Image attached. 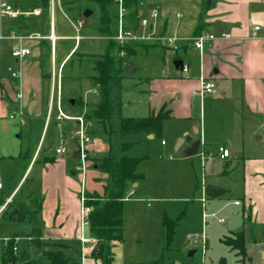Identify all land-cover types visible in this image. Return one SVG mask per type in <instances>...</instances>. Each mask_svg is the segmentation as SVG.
<instances>
[{
  "label": "crops",
  "instance_id": "obj_1",
  "mask_svg": "<svg viewBox=\"0 0 264 264\" xmlns=\"http://www.w3.org/2000/svg\"><path fill=\"white\" fill-rule=\"evenodd\" d=\"M79 1L70 0L65 8L62 0H56L53 8H49L47 3V10L44 11L41 5L40 15L27 18L0 17V34L5 36L0 42V207L11 197L7 203L8 214H4V210L8 208L6 204L4 208H0V217L8 215L6 218L11 217L9 220L15 221L14 213L10 215L13 210L11 205L19 204L24 217L21 218L22 220L15 221L16 230L12 235L15 236L16 243L20 235L26 238L32 236L36 226L32 219L39 214L43 220L41 241L47 244H63L68 253L81 249L82 243L79 239L81 234L95 239L90 235L88 223L81 227L82 182L80 175L75 171L78 154L74 137L77 124L74 117L86 115L89 111L87 109L97 107L100 98L94 106H89L88 102L75 98L68 99L69 103H66L65 99L68 96H65L62 85L66 65L74 58L75 61L73 59L72 62L77 68L72 73L75 76H81L78 67L86 59L92 70L85 73L92 79L90 77L93 71L92 61L105 52L109 42H114L121 47L119 54L125 57L122 58L123 66H127V71L128 65L132 68L130 71L134 70V65L129 62L131 57H140L143 50H146L148 55L154 46L171 48L156 39L128 41V44H133L134 50L130 54V59H126L129 54L125 56L126 52L124 55L120 53L121 50L125 51L124 45L122 46L116 39L109 38L110 35L116 34L120 27L119 5L113 0L112 3L117 5L118 12L116 31L102 32L100 18L96 32L84 34L82 29L85 22L79 18L82 14ZM95 1L98 3L97 0ZM143 1H146L144 4L151 10L146 11L145 6L140 8L138 0L131 8L125 5L122 18L125 28L132 30L136 35L154 32L157 35L176 36L180 46L177 50L172 48L173 54L169 57L163 55V63H169L170 66L161 68L158 74L151 77L150 81L153 84L147 81L151 92L148 99V115L157 112L163 104H166L167 109L170 110L168 118L178 117L182 120L179 127L172 133L175 148L177 140L184 138L176 149L185 145L186 150L194 140L200 138L201 144L198 151L201 145L207 153L213 154L207 150L208 148L216 149L217 156L220 146L228 148L229 151L233 148L240 150L242 145L236 140L239 139L241 131L240 121L245 116L253 123L259 124V129L264 127V0ZM20 2L27 3L24 0ZM57 9L69 19L74 12L75 19H70L75 29L74 33L57 32ZM153 10L157 11V16L150 18ZM138 15L141 16L140 19ZM144 17L149 18V24L141 23ZM79 19L83 20V24L77 28ZM47 20L48 29H46ZM52 21L54 33L57 36L54 43L47 36ZM256 26H259L257 30H255ZM222 30L230 32L232 37L209 40L202 49L195 48L185 40L204 32L218 35ZM34 31H39L44 37L26 38L22 41L9 37L11 33L26 36ZM76 34L81 37L76 39L74 37ZM86 38L103 40L106 44L105 49L98 54L82 51L81 42ZM70 41L72 44L69 43ZM20 45L30 47L32 52L23 57H14L11 50ZM175 59H181L183 64L186 63L189 71L186 73L182 71V67H176ZM12 69L19 70V75L13 76ZM204 79L214 80L216 85L213 92L201 96L194 91L200 88ZM95 88L99 96L97 85ZM206 102L209 104L208 108ZM215 108L218 114L216 118L220 117L217 124L219 128L224 129V138H219L207 131V127L212 123L211 119L207 120L209 117L207 113H215L213 110ZM60 109L69 118H60ZM13 113L16 115L14 119L10 118ZM88 119L92 123L90 132L94 136L97 128L94 120ZM119 120L118 117V125ZM103 130L107 131L104 126ZM147 135L150 137L149 134ZM186 135L191 137L190 141L185 140ZM62 141L67 151L57 153L56 148ZM161 142L165 144L164 140ZM54 143H56L55 151H53ZM120 143L121 141L119 145ZM100 147L103 153L100 156L107 155L110 150L115 149L111 143L102 146H98L97 143L89 144L92 161L94 157H100L92 154ZM215 155L213 154V157ZM213 157L206 161L201 159V161L203 164L210 163ZM222 160L224 165H229L232 160L231 152L229 157ZM244 166L247 168V174L243 179V199L236 198L231 202L236 207L231 208L232 213L229 218L237 213L242 216V225L248 223L252 227L264 229V176L254 174L257 171L262 173L264 161L252 159V161L244 162ZM99 171L94 166L90 167L85 189L103 194L106 180H98L97 176L101 174ZM103 174L106 175V173ZM206 188L207 192L202 195L204 198L205 194H210V189H217V193L211 196H217L223 191L218 187ZM236 200L242 202L236 204ZM201 203L205 208L206 198L205 202L201 198ZM224 218L228 225L229 218ZM84 246H86L87 256L84 257L82 264H100L88 255L93 244L86 243ZM119 246L120 244L114 248L115 261L126 264L116 260V250Z\"/></svg>",
  "mask_w": 264,
  "mask_h": 264
},
{
  "label": "rangeland",
  "instance_id": "obj_2",
  "mask_svg": "<svg viewBox=\"0 0 264 264\" xmlns=\"http://www.w3.org/2000/svg\"><path fill=\"white\" fill-rule=\"evenodd\" d=\"M79 3L82 10L79 18L85 22L82 33L96 32L101 15L98 3L95 0H80ZM144 3L146 1L138 0L140 8L145 6L146 11L151 10ZM110 6V30L114 32L118 26L117 5L112 3ZM85 9H91L93 13L86 17L83 15ZM69 17L75 19L76 16L72 12ZM138 18L140 19L141 16L138 15ZM70 19L57 9L58 33L75 32ZM4 20L7 21V19ZM47 24L48 20L46 29L49 26ZM69 43L72 44L71 41ZM81 44L82 51L88 54H98L102 49H105L106 45L103 40L87 38L82 40ZM127 46L134 50L133 44L124 45V48ZM171 49L154 46L148 55H146V50H143L140 57L133 56L130 59L131 55H125L126 59L129 58V62L134 65V70L125 71L122 77V116L144 117L149 114L147 110L151 92L147 81L151 84V77L158 74L161 68L170 66L169 63H163L162 58L163 55L169 57L173 54ZM72 60L64 70L62 85L64 93H66L65 96H68L65 102L69 103L68 99L75 98L88 102L89 106H94L100 96L96 93L94 81L85 73V71L92 70L91 66L85 59L86 62L84 61L78 67L81 76H75L72 72L77 67L73 65ZM206 105L208 108V102ZM91 109L93 107L87 110ZM213 110L216 114L207 113V116L209 115L207 120L209 118L212 121L211 125L207 127V131L219 138H224V129L219 128L217 124L220 117L216 118L218 115L216 108ZM92 119L97 132L91 143H97L98 146L111 143V146L117 149L120 142L117 137L118 115L113 113L109 121L110 125L104 126L107 131L103 130V124L97 118ZM180 123L182 120L178 117L165 119L161 137H148L145 133H131L123 139L129 143V148L125 151L126 154L136 157L138 160L135 168L138 177L135 181L128 180L125 186L124 241L116 250V260L126 264L140 262L142 264L154 262L159 264H218L221 261H224L225 264H264V237L262 235L264 229L244 223L239 227L240 229L232 231L228 228L227 222L218 221L219 217L229 218L232 213L231 208L236 207L231 203L233 200L243 199V179L247 174L244 162L252 161V159L264 161V127L259 129V124L253 123L245 116L240 121L241 131L239 139L236 140L238 144L242 145V148L240 150L231 149V163L224 165L223 160L215 155L216 149H207L215 156L210 160V163L204 164L201 161V153L204 151L202 145L198 153L192 156H186L185 145L176 149L172 133ZM162 140L165 144H162ZM55 144H53V151L56 148ZM92 154L102 155L101 147L99 150H94ZM254 174L264 176V170L262 173L257 171ZM107 177L108 175L102 172L99 177L97 176L98 180H106V184ZM203 179L206 187L223 189L217 196L205 194V208L201 203ZM86 192L90 191L86 190ZM93 192L100 197L104 195V193ZM241 200L239 201L242 202ZM204 212L208 213L206 217L203 216ZM14 215L17 216L16 213ZM7 216L0 217V264H5L3 262V245L15 237L12 234H14L17 224L15 222L17 220H9L10 217L6 218ZM164 216L176 221L173 238L169 244L164 242ZM241 230L244 231L245 237V256L237 254V249L223 241L227 237H235V233ZM30 239L32 238H26L23 235L17 237L15 243L17 251H15L19 253V257L14 263L9 264H49L42 251L30 244ZM48 247L47 244L45 249Z\"/></svg>",
  "mask_w": 264,
  "mask_h": 264
},
{
  "label": "trees",
  "instance_id": "obj_3",
  "mask_svg": "<svg viewBox=\"0 0 264 264\" xmlns=\"http://www.w3.org/2000/svg\"><path fill=\"white\" fill-rule=\"evenodd\" d=\"M97 1L101 10L100 30L108 32L110 30L108 7L113 0ZM135 2L136 0H126L125 5L131 8ZM62 3H64L66 8L70 0H62ZM39 4L43 6L44 11L47 10V0H41ZM120 49L119 45L109 42L105 52L95 57L92 61L93 71L90 77L98 87L100 100L97 107L91 109L86 114L87 118H97L105 127L108 124L110 125L109 121L113 113L117 114L120 119L117 130V136L121 141L119 147L110 150L107 155L94 157L92 162V166L108 175L104 195L100 197L94 192H86V204L91 206V211L88 214L89 232L96 239L88 255L99 261L100 264H121L115 261L114 248L124 241L123 205L125 186L128 180L135 181L138 177V174L135 172L138 160L136 157L125 153L129 148V143L124 142L123 138L131 133H152L156 137H161L163 122L170 116V110L167 109L166 104H163L157 112L144 117H125L121 115V81L124 72L127 71V66H123V59L119 56ZM125 52L130 55L133 49L127 46L125 47ZM11 206L13 210L10 215L16 213L17 216L14 219L18 221L22 220L21 218L24 217V214L21 213L19 204ZM8 211L9 206L4 210V214H8ZM32 221L36 226L31 234L32 239L29 242L42 251L50 264H82L81 249L68 253L64 249L65 246L58 243L48 244V249H45L47 243L41 241L43 220L39 214H36ZM175 225V220L164 216L163 234L164 242L167 244L173 238ZM223 241L232 248L237 249V254L246 255L243 230L236 232L235 237H227ZM14 246H16L14 237L7 244L3 245V262L5 264L14 263L19 257V253L16 252L17 250L15 251ZM156 264L159 263L157 262ZM218 264L225 263L221 261Z\"/></svg>",
  "mask_w": 264,
  "mask_h": 264
},
{
  "label": "built area",
  "instance_id": "obj_4",
  "mask_svg": "<svg viewBox=\"0 0 264 264\" xmlns=\"http://www.w3.org/2000/svg\"><path fill=\"white\" fill-rule=\"evenodd\" d=\"M22 1V0H21ZM27 1V3H21L19 0H0V17H22L27 18L30 16H36L40 15L42 11L41 4H37V2L41 0H24ZM56 0H47L49 8H53ZM125 1L126 0H114L115 3H117L120 7V14L119 18L121 20L120 27L118 28L116 34L110 35V39H116L122 46L128 44V41H138V40H149V39H156L157 41L164 42L166 45L170 46L174 50H177L180 46L178 45L177 41L178 38L176 36H165V35H157L154 34V32H151L150 34H144V35H136L132 30H129L125 28L124 24L122 23L123 14L125 12ZM157 16V11L153 10L150 14V18H155ZM141 23L143 25H147L150 23L148 17H144L141 20ZM83 24V20L79 19L77 20V28L81 27ZM259 26L255 27V30H257ZM48 38L52 41V43L55 42L57 36L54 33L53 29V21L51 23V29L49 34L47 35ZM5 36L3 34H0V42ZM10 38L18 39L19 41H22L23 39L29 38V39H40L43 38L44 35L41 34L39 31H34L31 34H28L26 36L24 35H16L15 33H11L9 35ZM76 39H79L81 36L79 34H76L74 36ZM232 35L228 31H220V33L217 35L212 32H204L199 35H195L192 37H188L185 40L193 45L197 49H202L204 47V44L209 40H214L216 38H224L228 39L231 38ZM32 51L30 47L25 45H20L19 47H14L11 50V54L14 57H23L25 55L30 54ZM121 55L125 54L124 50H121ZM183 72H188L189 67L186 63L182 66ZM12 75L17 76L19 75V70L12 69ZM216 83L214 80H203L202 85L199 89L195 90L194 93L200 94L201 96H205L206 94H209L213 92L214 87ZM16 117L15 113L10 115V118L14 119ZM59 117L60 118H69L68 115H66L61 109L59 111ZM74 119L76 120L77 127L74 132V137L76 139L77 143V154H78V162L75 166V171L80 175V179L82 182L81 187V227L86 225L88 223V214L91 211V206L86 204V189H85V183H86V177L87 172L92 166V159L90 158L89 154V144L93 140L92 133L90 132L92 123L91 121L86 117L85 114H81L78 116H75ZM67 151V147L61 142V145L56 148L57 153H64ZM201 159L203 161H206L207 159H210L213 157L212 153L202 152L201 153ZM230 151L228 148H225L223 146L219 147V153L218 156L221 159H226L229 157ZM1 180V177H0ZM202 190L203 193L207 192V188L205 186V181H202ZM0 187H1V181H0ZM11 200V197L9 200H7L3 205H1V209L5 207V205ZM202 200L205 202V198L202 197ZM236 204H240L241 202L239 200L235 201ZM205 204V203H204ZM0 209V210H1ZM214 215V213H211ZM208 213L204 212L203 216L206 217ZM218 220L220 222H225L226 219L224 217H219ZM80 241L82 243L81 246V258L82 261L85 257V249L86 246L84 244L88 243L89 245L95 244L96 239L86 237L84 235H80ZM14 249L17 250V246H14Z\"/></svg>",
  "mask_w": 264,
  "mask_h": 264
},
{
  "label": "water",
  "instance_id": "obj_5",
  "mask_svg": "<svg viewBox=\"0 0 264 264\" xmlns=\"http://www.w3.org/2000/svg\"><path fill=\"white\" fill-rule=\"evenodd\" d=\"M92 13L91 9H86L84 11V16H89ZM174 64L176 67H182L183 61L181 59H175ZM132 68L130 65H128V71H130ZM73 100V99H71ZM73 102V101H72ZM150 137H152V134H149ZM185 140L190 141L191 137L189 135H186ZM184 141V138H180L177 141L176 148ZM201 144V139L198 138L194 140L189 147L185 150L186 156H192L195 155L198 151V148ZM210 195H215L217 193V189H210L209 191ZM242 225V216H240L237 213H234L231 215V217L228 219V227L230 230H236ZM264 237V235H263Z\"/></svg>",
  "mask_w": 264,
  "mask_h": 264
}]
</instances>
